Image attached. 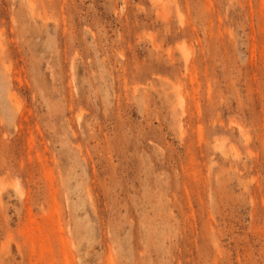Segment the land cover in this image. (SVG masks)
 <instances>
[{
  "label": "rangeland",
  "instance_id": "obj_1",
  "mask_svg": "<svg viewBox=\"0 0 264 264\" xmlns=\"http://www.w3.org/2000/svg\"><path fill=\"white\" fill-rule=\"evenodd\" d=\"M0 264H264V0H0Z\"/></svg>",
  "mask_w": 264,
  "mask_h": 264
},
{
  "label": "bare ground",
  "instance_id": "obj_2",
  "mask_svg": "<svg viewBox=\"0 0 264 264\" xmlns=\"http://www.w3.org/2000/svg\"><path fill=\"white\" fill-rule=\"evenodd\" d=\"M18 187V186H17ZM16 189V188H15ZM17 190V189H16ZM19 194V193H18Z\"/></svg>",
  "mask_w": 264,
  "mask_h": 264
}]
</instances>
